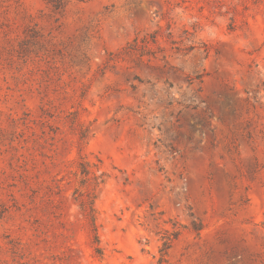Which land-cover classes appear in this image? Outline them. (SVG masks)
I'll return each mask as SVG.
<instances>
[{"label":"rangeland","instance_id":"374dc122","mask_svg":"<svg viewBox=\"0 0 264 264\" xmlns=\"http://www.w3.org/2000/svg\"><path fill=\"white\" fill-rule=\"evenodd\" d=\"M0 264H264V0H0Z\"/></svg>","mask_w":264,"mask_h":264},{"label":"trees","instance_id":"16d2710c","mask_svg":"<svg viewBox=\"0 0 264 264\" xmlns=\"http://www.w3.org/2000/svg\"><path fill=\"white\" fill-rule=\"evenodd\" d=\"M89 165L88 161L83 160L80 163V172L79 174L83 175L85 177V175L89 174V168L87 167ZM82 185H85V182L81 181ZM76 192L80 193V188H76ZM81 208L84 212V214L87 216V218L90 221V225L92 227L93 230V236H94V242H95V250L96 252L102 256L104 254L103 249L99 246L100 243V238H99V234L97 231V222H96V209L94 206V200L93 197L89 196L88 200L86 201V203H81ZM172 243L170 242H165L163 244V247L161 249V261H164L169 249L171 248Z\"/></svg>","mask_w":264,"mask_h":264}]
</instances>
